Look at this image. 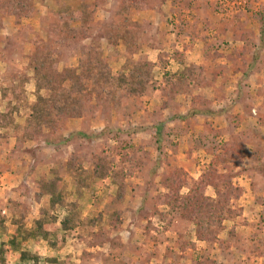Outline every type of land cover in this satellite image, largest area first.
Instances as JSON below:
<instances>
[{
	"label": "rangeland",
	"instance_id": "374dc122",
	"mask_svg": "<svg viewBox=\"0 0 264 264\" xmlns=\"http://www.w3.org/2000/svg\"><path fill=\"white\" fill-rule=\"evenodd\" d=\"M140 3L144 9H131L127 15L149 26L141 34V46L133 58L142 56L154 62L165 59L170 71L189 63L202 66L205 83L192 94L200 98L193 102L190 96L178 95L174 105L161 109L163 97L158 89L119 102L92 96L81 117L65 119L60 130L49 141H43L41 137L25 139L20 134L35 99L32 70L27 67L34 42L46 41L47 30L63 23L64 14H71L73 19L68 24L88 26V36L53 42L55 67H75L78 46L86 44L99 49L116 72L125 60L124 44L119 39L113 46L107 36L110 24L119 21L114 12L121 10L120 4L118 0H32L31 14L17 19L4 12L0 0V113L5 112L7 101L2 99L1 89L10 87L12 75L25 73L29 77L12 122L6 128L0 127L4 135L0 137V217L4 218L0 223V245L4 246L7 264L19 262L21 249L42 258L70 256L73 264H264V174L258 171V166L264 164V0ZM177 57L182 58V64ZM154 73L158 84L161 71L155 67ZM193 108L207 111L188 115ZM205 123L219 133L211 132ZM201 135L203 141L199 140ZM235 137L244 144L242 158L219 164L218 168L222 172L242 171L232 178L243 188L237 200L242 213L235 220L223 221L219 238L229 246L221 253L216 242L196 240L191 225L166 206L155 204L153 197L168 192L159 184L167 164L186 172V183L180 189L185 195L208 169L220 145L232 144ZM17 143L19 149L15 148ZM187 148L192 149L190 157L185 154ZM125 152L144 157V164L126 179L124 201L118 205L120 221L111 225L108 214L115 206L109 201L115 186L108 178L97 179L78 195L65 161L76 154L87 168L92 153L107 154L117 161ZM54 176L64 200L76 201L81 219L104 212L98 224L101 233L81 239L78 229H59L62 243L56 248L38 237L18 238L19 248L13 249L9 242L16 227L12 219L24 213V226H33L39 209L48 207V195H42L39 201L35 197L37 181ZM205 193L213 196L210 187ZM11 202L25 204L27 209L20 211ZM49 214L57 217L59 226L65 210L56 205ZM233 227L234 236L229 240L228 231ZM187 242L194 243V249H184ZM41 264L50 263L42 259Z\"/></svg>",
	"mask_w": 264,
	"mask_h": 264
},
{
	"label": "trees",
	"instance_id": "16d2710c",
	"mask_svg": "<svg viewBox=\"0 0 264 264\" xmlns=\"http://www.w3.org/2000/svg\"><path fill=\"white\" fill-rule=\"evenodd\" d=\"M5 13L15 16L17 19L28 16L32 12V0H1ZM121 10L117 13L119 21L117 24H110L107 40L113 46L121 39L124 44L125 60L121 68L113 72L109 64L102 57L99 49H91L86 44L78 46V62L75 67H64L58 70L55 67L57 57L53 53V42L63 43L70 39L85 38L88 36L89 27L70 26L68 21L73 19L71 14H64L63 23L52 25L46 32V41H35V48L27 56V67L32 70L34 84V101L29 105V113L21 126L20 133L23 138L36 140L42 138L49 141V137L60 130L65 119L69 117H81L88 108V101L92 96L104 97L107 101L119 102L125 99H138L150 90L158 89L163 97L160 108H166L175 104L178 95L190 96L195 102L200 97L192 95L205 83L204 70L202 66L194 63L183 65L181 69L170 71L165 59L150 61L145 57L133 58V54L139 51L141 34L149 26L147 22H138L130 19L127 12L131 9H144L140 0H118ZM67 16V18H66ZM68 16H70L68 18ZM86 20L85 14L81 16ZM53 43V44H52ZM177 62L182 64V58L177 57ZM161 71L159 83L156 84L154 69ZM29 77L25 73L12 75L10 87L1 89L2 99H7L4 105L5 112L0 113V127L6 128L12 122V113L21 104L23 86ZM193 108L188 115L206 112ZM224 110H221V112ZM211 132L213 130L209 123L204 124ZM19 128V127H18ZM17 128V129H18ZM157 135L160 128L155 127ZM203 135V134H202ZM199 136V140L203 141ZM0 137H4V135ZM204 138V137H203ZM230 145L221 144L220 151L212 156L208 169L200 174L195 187L189 193L182 195L180 189L186 183V172L179 166H170L162 173L159 184L168 192L159 193L153 197L154 203L166 206L169 211L179 214L180 218L189 223L194 232L196 240L207 244L217 243L222 250L229 246L223 244L219 233L223 229V221L235 220L241 216L242 209L238 207L237 200L243 193V188L236 185L232 178L242 171L222 172L218 165L235 163L242 158L244 144L235 137ZM19 149L18 143L15 145ZM192 149L187 148L185 154L190 157ZM144 157L123 153L117 161L107 154L92 153L91 164L85 168L81 158L71 154L65 161V170L72 177L75 192L80 195L84 188H88L95 180L108 178L115 186V193L110 199V205L114 207L109 214V223L119 222L120 211L118 205L124 201L127 187L126 179L135 173V170L142 169ZM258 171L264 174V164L258 166ZM54 173V172H53ZM57 177L46 179L39 178L37 181L38 192L35 194L39 201L42 195H48V207L39 209V216L33 220V226L26 228L21 214L19 219H12L15 224L13 236L9 242L13 249L19 248L18 240L42 238L49 247L56 248L61 245L58 238V230L71 232L75 229L79 237L101 233L98 224L101 222L104 212H96L91 217L80 218L76 211V201L66 202L62 191L56 189ZM213 190V196L206 195V189ZM16 209L25 210L27 206L19 202H11ZM58 205L65 210V215L56 225L57 217L49 214L50 209ZM4 220L0 217V223ZM98 227L96 232L92 229ZM113 227H116L113 226ZM234 236V227L228 231V238ZM20 238V239H18ZM183 248L194 249V243H184ZM45 259L50 264H73L70 256L64 259L56 257L42 258L29 250L21 249L19 262L17 264H41ZM0 264H7L4 257V246L0 245Z\"/></svg>",
	"mask_w": 264,
	"mask_h": 264
}]
</instances>
